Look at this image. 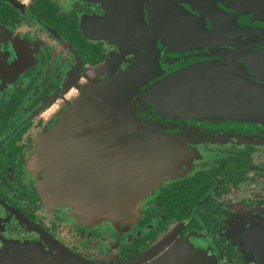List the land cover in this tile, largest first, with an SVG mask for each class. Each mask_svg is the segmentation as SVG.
<instances>
[{"label":"flooded vegetation","instance_id":"obj_1","mask_svg":"<svg viewBox=\"0 0 264 264\" xmlns=\"http://www.w3.org/2000/svg\"><path fill=\"white\" fill-rule=\"evenodd\" d=\"M113 1L0 0V264H264V133L258 126L233 132L212 120L160 116L137 94L127 108L135 119L129 132H106L102 117L83 116L77 131L71 126L59 138L63 148H54L65 154L69 201H101L114 185L113 217L101 220L46 195L41 138L96 83L113 79L119 92L133 70L139 86L158 72L140 51L146 38L131 40L133 47L101 33ZM136 2L151 8L167 1ZM128 17L125 28L135 24ZM238 22L240 30L264 27L242 15ZM126 31L137 35L136 27ZM230 38L178 61L234 51ZM162 61L163 74L180 66ZM137 120L148 127L138 129ZM249 129H258L259 139L249 140Z\"/></svg>","mask_w":264,"mask_h":264},{"label":"water","instance_id":"obj_2","mask_svg":"<svg viewBox=\"0 0 264 264\" xmlns=\"http://www.w3.org/2000/svg\"><path fill=\"white\" fill-rule=\"evenodd\" d=\"M165 2V5L159 4V7L146 8L136 0H114L111 15L103 24H107V28L104 26L101 30L102 34H107L127 46L134 47L131 43L133 39H147L146 49L140 51L158 68V72L149 73L144 77L146 80L141 85L144 90L134 82L135 75H140L134 70L131 74L133 79L129 78V81H126L127 86L119 92L115 90L116 82L113 79L96 83L97 86L90 89L88 97L77 100L59 126L41 138L39 154L47 169L46 195L57 196L61 204L76 207L78 205L83 210L99 216L101 220L113 217L118 194V188L114 185L105 188L104 199L101 201H69L70 194L67 190L71 186L68 185L66 177L63 160L65 154L58 155L54 148H63L59 145V138L64 137L71 126L72 130L77 131L76 128L82 126L83 116L102 117L100 125L106 128V132H129L135 119L132 114H128L127 108L130 99L137 94L151 103L160 116L183 118L194 123L212 120V124L217 128L222 127L221 125L233 127V132L243 131L246 126H258L263 128L260 133H264V41L249 43L250 38L264 36V27H246L247 30H240L238 22V16L242 15L252 22L264 24V0ZM129 14L134 16L135 24L125 28L124 21L126 25L131 22ZM121 19L124 20L117 33L115 28ZM206 20L213 24V33H209ZM121 27L125 28L124 32H121ZM135 27L137 35L131 36L126 30ZM229 36V47L236 49L234 51L216 49L217 52H223H216L214 56L217 58L208 61L185 65L178 61L179 55L195 52L201 46L212 49L214 46L223 45L217 42V39L227 45L225 38ZM243 36L248 38L247 43L243 41ZM211 39L216 40L214 45H211ZM205 41L206 45H202ZM162 52L165 53L164 56L161 55ZM147 53H150V56L146 55ZM161 60L169 67H174L177 62L180 66L176 71L163 74ZM249 70L254 74H250ZM258 76L261 77L262 83L257 82ZM136 125H141L138 129L145 130L149 124L137 120ZM193 131L198 132L199 129L195 128ZM249 131V140L259 139L255 133L258 129ZM152 253L144 255V260L149 259Z\"/></svg>","mask_w":264,"mask_h":264},{"label":"rangeland","instance_id":"obj_3","mask_svg":"<svg viewBox=\"0 0 264 264\" xmlns=\"http://www.w3.org/2000/svg\"><path fill=\"white\" fill-rule=\"evenodd\" d=\"M103 35H105L107 38H110V39H112V40H114V41H117V39H115V38H111L110 36H107V34H103ZM133 200V199H132Z\"/></svg>","mask_w":264,"mask_h":264}]
</instances>
